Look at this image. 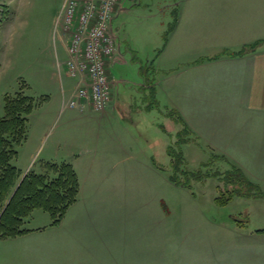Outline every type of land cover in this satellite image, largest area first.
I'll return each instance as SVG.
<instances>
[{
  "label": "rangeland",
  "instance_id": "374dc122",
  "mask_svg": "<svg viewBox=\"0 0 264 264\" xmlns=\"http://www.w3.org/2000/svg\"><path fill=\"white\" fill-rule=\"evenodd\" d=\"M63 1L2 0L8 14L0 21V118L4 115L7 95H26L34 104L28 115L26 140L17 147V156L12 160L22 172L20 178L27 172L46 174L48 162L69 163L79 157L84 182L81 192L88 203L85 211L74 218L79 216L86 229H93L89 242L99 243L100 232L107 224L106 220L102 222L101 215L105 214L102 215L104 221L109 213H115L112 212L115 202L106 207V198L123 199L128 201L131 211L137 213L132 219L130 215L122 219L123 225L114 227L125 233L121 244L127 253L136 256L141 250L147 253L153 243L161 264H264V231H259L264 229L263 180L253 181L258 184V194L233 195L223 202L220 199L227 196L223 189L225 182L213 174L216 171L213 155L219 153L193 133H186L175 118L146 108L140 124L122 120L126 127L122 134L128 145L121 148V142L112 137L115 131L110 123L98 127L88 124L80 115L88 112L87 108L95 112L105 108L96 110L87 104L65 106L71 108L69 110L62 106L66 100L75 98L77 85L76 78L70 77L63 67L59 68L68 57L67 35L56 25ZM178 1L122 0V10L113 19L126 63L113 61L110 73L114 80L121 77L129 80L118 85L126 87L131 93H127L128 98L138 105L149 101L151 94L148 90L143 93L138 87L145 78L137 72L140 62H133L132 58L142 62L140 67L147 68L150 77L159 80L165 76V68L157 66L158 56L167 41L165 34L172 25V11ZM193 1H196L194 5L204 7L219 4L217 0ZM62 87L65 91L73 88L68 97L67 94L62 97ZM64 108L66 110L59 113ZM128 131L134 141L125 137ZM88 144L91 150L99 149L93 158V167L90 157L80 150ZM167 145L171 146L169 153L173 158L183 162L182 169L191 172L185 176L189 187H176L171 181ZM219 166L227 167L224 163L217 164ZM168 209L170 215L161 222L160 212L165 214ZM146 218L153 223L152 238L140 232L139 223L146 225ZM50 220L48 212L35 209L24 219L22 228L40 227ZM49 236L50 233L45 235ZM80 243L88 244L84 235L73 238L72 244ZM9 244L0 236V264H21L11 260L6 248ZM30 263L55 264L48 257Z\"/></svg>",
  "mask_w": 264,
  "mask_h": 264
},
{
  "label": "crops",
  "instance_id": "0c3cea01",
  "mask_svg": "<svg viewBox=\"0 0 264 264\" xmlns=\"http://www.w3.org/2000/svg\"><path fill=\"white\" fill-rule=\"evenodd\" d=\"M217 1L219 4L211 7L196 6L193 0L177 2L171 21H175V26L158 56V68H165L161 69L165 71L163 78L156 80L150 77L147 68L140 67L142 62L132 58L133 62H140L137 72L145 79L138 87L143 89V93L148 90L151 94L149 101H141L142 105H138L129 99L127 93L131 94L130 91L118 85L121 81L129 80L123 77L114 80L110 73L114 83L110 103L102 112L87 108L88 112L80 115L88 124L98 127L105 122L110 123L115 131L113 139L121 142L119 147L123 148L128 144L122 134L126 129L122 120L140 124L146 108L153 109L161 116L173 117L176 111L184 124L177 121L179 125L187 127L194 136L227 157L251 181H264V175H256L264 174V0ZM249 44H254V49L243 55L230 56L224 52L240 50ZM113 59L126 63L121 45L120 52ZM140 69L144 74H140ZM73 88L65 91L62 87V97L66 94L68 97ZM66 109H60L59 113ZM133 116L135 119H131ZM117 118L119 120L115 121ZM130 133L128 131L125 137L134 141ZM194 142H197L196 138ZM80 150L90 157L93 167V158L99 149L91 150L88 144ZM130 151L133 152L132 149ZM79 162V157L69 161L79 178L76 202L68 208L58 225H51L50 220L46 225L27 228L28 232L23 235L6 238L10 243L6 248L11 260L31 264V261L38 262L48 257L55 264H161L153 243L148 246L147 253L141 250L139 256L125 252L121 244L125 233L114 227L123 225L122 219H128L129 215V219H132L137 213L131 211L128 201L123 199L106 198V207L113 205L110 202H115L112 211L115 213H109L104 221L102 215L105 214L101 215L102 222L106 220L107 224L102 234L100 232L99 243L88 241L93 229H86L79 216L74 218L85 211L88 203L81 192L84 182L81 180ZM104 212L107 213L108 209ZM160 213L161 222H164L170 210L165 214ZM139 227L141 233L152 238L153 223H139ZM47 229H51V232ZM48 233L50 236L45 237ZM80 235L85 236L88 244H72L73 238L79 239Z\"/></svg>",
  "mask_w": 264,
  "mask_h": 264
},
{
  "label": "trees",
  "instance_id": "16d2710c",
  "mask_svg": "<svg viewBox=\"0 0 264 264\" xmlns=\"http://www.w3.org/2000/svg\"><path fill=\"white\" fill-rule=\"evenodd\" d=\"M7 14L8 9L0 0V21L6 18ZM171 24L165 34V40L174 28L175 21ZM253 49L254 44H249L240 50L224 52L230 56H239ZM140 73L144 74L142 69ZM4 101V115L0 118V236L12 238L28 232L22 225L24 219L35 209L48 212L51 225H57L68 208L76 202L80 185L74 167L66 162L59 164L48 162L45 165L46 174L27 172L20 178L22 172L12 164V160L17 156V147L26 140L28 115L32 112L34 104L31 97L22 94L15 97L7 95ZM173 117L176 122L184 125L176 111L173 112ZM182 129L192 134L187 127L182 126ZM192 137L194 139H191L195 140L196 137ZM170 149L171 146L168 145L166 153L171 157L170 179L177 185L189 187L185 176L191 172L182 169L183 162L174 159L169 153ZM213 156L216 158V171L213 174L225 182L223 189L227 193L226 197L220 199L221 201L227 202L233 195L259 193L258 184L251 181L241 168L223 155ZM222 163L227 166L225 169L217 167V164Z\"/></svg>",
  "mask_w": 264,
  "mask_h": 264
},
{
  "label": "built area",
  "instance_id": "2783aa9c",
  "mask_svg": "<svg viewBox=\"0 0 264 264\" xmlns=\"http://www.w3.org/2000/svg\"><path fill=\"white\" fill-rule=\"evenodd\" d=\"M122 0H64L56 17L67 35L68 57L60 65L76 78L75 98L62 104L106 108L111 99L110 65L118 53L112 19Z\"/></svg>",
  "mask_w": 264,
  "mask_h": 264
}]
</instances>
